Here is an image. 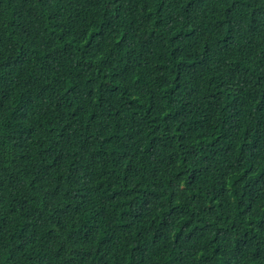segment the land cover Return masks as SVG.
Here are the masks:
<instances>
[{"label":"trees","instance_id":"16d2710c","mask_svg":"<svg viewBox=\"0 0 264 264\" xmlns=\"http://www.w3.org/2000/svg\"><path fill=\"white\" fill-rule=\"evenodd\" d=\"M0 264H264V0H0Z\"/></svg>","mask_w":264,"mask_h":264}]
</instances>
